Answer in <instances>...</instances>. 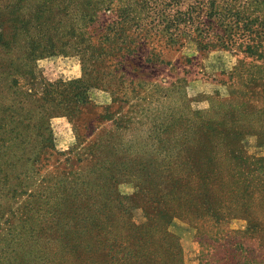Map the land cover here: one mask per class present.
I'll use <instances>...</instances> for the list:
<instances>
[{
	"label": "trees",
	"instance_id": "16d2710c",
	"mask_svg": "<svg viewBox=\"0 0 264 264\" xmlns=\"http://www.w3.org/2000/svg\"><path fill=\"white\" fill-rule=\"evenodd\" d=\"M104 10L115 19L94 33ZM185 44L199 56H235L211 78L222 92L191 98L185 76L132 75ZM56 54H75L81 74L37 94L33 62ZM90 88L108 92L103 118L115 129L141 132L87 141L76 133L75 146L57 153L47 119L74 116ZM7 92L0 264H185L174 219L192 231L195 264H264V0H0V96ZM48 150L65 155L50 168Z\"/></svg>",
	"mask_w": 264,
	"mask_h": 264
},
{
	"label": "rangeland",
	"instance_id": "374dc122",
	"mask_svg": "<svg viewBox=\"0 0 264 264\" xmlns=\"http://www.w3.org/2000/svg\"><path fill=\"white\" fill-rule=\"evenodd\" d=\"M20 13L22 17H25L24 7L20 8ZM114 19L115 16L112 10L98 12L96 21L92 25L94 33L100 32L105 25L109 24ZM19 45L20 43L12 49L13 53L19 54V49L21 50ZM144 54L145 51H141V56ZM185 56L192 57L193 61L191 63H186L184 61ZM160 57L166 63L154 64L153 66L143 64L142 68L139 69H136V67L140 60L138 57H131L128 64L131 65V68L135 67L136 69V71L132 72V75H141L139 77L151 78L157 81L162 80L165 83L175 78L185 76L184 91L186 95L191 98L199 92L209 93L213 88L222 92V87H220L219 84L212 83L211 78L216 75L218 76L221 70L229 69L235 58V56L224 50H211L199 56L198 53L194 51L191 44H185L177 52L161 49ZM32 67V74L34 75L32 86L36 89L37 94H39L40 87L44 82L57 79H70L79 77L81 74L78 57L75 54L42 56L34 60ZM184 70H187V72L185 73ZM19 82H25L26 86H29V82L23 78H20ZM13 86L10 90L15 89ZM7 93L0 96V104L5 105L4 103L7 101V98L13 97L9 93V95H7ZM2 98L5 99L2 100ZM129 103L130 102L121 104V112L127 111ZM106 104H110L108 92L99 88H90L89 102L81 105L74 116H50L46 121V132H51L54 144L53 150L57 153L61 151L66 152L69 148L74 147L76 133L87 141L91 140L96 135H102L103 132H141L140 126L138 125L134 126L132 131H127L126 129L120 130L119 128L115 129L110 120L103 118L106 114V109H104ZM116 105H119V102H115L110 109L114 110L115 108L113 106ZM193 105L203 107L205 106V102H194ZM54 151L51 152L48 150V154H46V164L49 168L55 157H60V159H62L65 156L55 155ZM118 189L120 192H130V189L125 185H119ZM169 229L180 239L186 259L185 264H195L190 260L197 251V244L193 240L191 229L176 219L172 220Z\"/></svg>",
	"mask_w": 264,
	"mask_h": 264
}]
</instances>
